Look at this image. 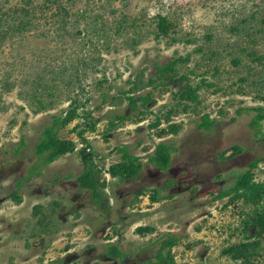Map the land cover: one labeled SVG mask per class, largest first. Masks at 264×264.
<instances>
[{
	"label": "rangeland",
	"instance_id": "obj_1",
	"mask_svg": "<svg viewBox=\"0 0 264 264\" xmlns=\"http://www.w3.org/2000/svg\"><path fill=\"white\" fill-rule=\"evenodd\" d=\"M161 15L170 26L157 36ZM0 31V264H161L168 233L178 239L168 264H244L221 250L247 239L252 204L214 196L264 153V119L251 126L256 110L240 108L264 107V0H0ZM179 56L161 83L156 64ZM181 83L199 84L198 102L177 95ZM128 92L150 100L133 107ZM75 104L78 115L56 130L74 150L22 182L15 201L8 194L40 159L43 128ZM203 113L215 118L209 128L197 125ZM170 121L178 131L159 135ZM160 140L176 146L164 169L148 160ZM122 145L141 163L126 180L108 171ZM81 147L106 181L101 202L76 180ZM252 169L264 180V159ZM109 243L126 256L108 257ZM252 264H264V249Z\"/></svg>",
	"mask_w": 264,
	"mask_h": 264
},
{
	"label": "trees",
	"instance_id": "obj_2",
	"mask_svg": "<svg viewBox=\"0 0 264 264\" xmlns=\"http://www.w3.org/2000/svg\"><path fill=\"white\" fill-rule=\"evenodd\" d=\"M21 21L16 24V28H21ZM170 23L167 21L165 15H161L158 21V31L156 33L157 36L160 34L164 35L167 33ZM3 29V28H2ZM3 31H5L3 29ZM1 33V31H0ZM253 53V52H251ZM187 56L182 57H174L170 60L165 61L163 64L157 63V71L158 75H160V82L164 83V77L172 78L174 74H176L174 66L180 59H186ZM237 58L234 59L236 61ZM172 71L173 73H170ZM185 75H180L179 78H184ZM175 79V78H174ZM204 80V78L202 79ZM153 78L149 79V82H152ZM199 84L194 87L190 86L188 83H181L180 88L177 90V95L181 98L198 102V94L197 87ZM133 86L129 88L130 91L133 90ZM126 97L129 99V103L134 107L136 103L137 97H141L143 99V103L150 100L148 94L141 96H134L128 92ZM258 97L264 99V94H258ZM40 102V98H38ZM187 101H184V108L188 107L189 104ZM42 106V103H40ZM77 104L73 107L69 108L63 116L54 115L53 120L50 124L46 125L43 128V137L36 144V152L38 160L28 168L27 174H21L17 177L13 190L8 194L12 199L17 202L21 201L22 194L19 192V188L22 182L29 180L33 175L40 173V167L53 159H55L60 154H63L67 151H72L75 148V141L73 139H67L59 137L56 134L57 128L64 126L66 123L73 120L77 114L76 112ZM241 109H254L256 112L252 115L249 124L251 126H257L260 124L261 120L264 119V107L263 105H249L240 107ZM173 110L172 107L165 113V118L169 120L170 111ZM240 109L238 108L237 111ZM125 115L122 113L120 117H124ZM233 118V117H232ZM215 118L210 117L209 113H203L201 115V120L197 123L198 126L209 128ZM111 124L113 121L110 120ZM160 122V117L157 116L154 121L150 123V126H156ZM90 127L93 126V123H88ZM76 126V125H75ZM179 124L176 122H168L166 127H161L158 130V134L164 132H172L176 133L178 131ZM84 129L78 131L79 136L83 140L82 132ZM23 140L21 139L20 143L15 146L14 150L18 151L20 145H22ZM176 148L173 146L172 142H167L165 140H160L156 142L153 151L148 155V160L153 162L157 167L164 169L169 166L171 161V153ZM240 148L237 144L233 146V152L231 154H235ZM122 150L121 160L110 163L108 171L111 175L116 176L118 180H126L137 176L141 170V163L138 160V156L134 153L130 152L126 145H122L119 147ZM81 159L83 161V170L76 176V180L80 187H87L90 189L92 198L95 199L96 202H101L103 200L100 188L98 186H104L106 181L98 179L99 169L95 167V164L92 161V156L90 150H86L85 147H81L79 150ZM264 159V153L251 159L248 167L241 173H239L235 181L232 185L222 188L218 190L214 197H222L227 194H231L229 201H233L237 198H242L244 203L252 204V208L247 212L246 217L243 218V226L242 230L244 234L248 237L255 236L251 239L242 240L237 243H234L230 246L222 248V252L228 253L233 259H240L244 264H252L253 260L261 254V249L264 245L261 243V237L264 235V180H255L253 174V167L257 165L260 160ZM173 180V177H170L164 183L169 184ZM144 188H140L136 190V194L141 193ZM172 193H167L169 196ZM162 195L159 194L158 189L154 188L150 194V198L152 200L159 199ZM152 229L150 225H138L136 230L138 232H145ZM177 236L171 233L167 234V237L161 243L157 253V261L161 262V264H168V262L173 261V256L170 254V249L173 244L177 241ZM168 247L167 252L164 253L163 249ZM109 253L115 255L119 253V248L117 244H111L108 246ZM55 264H59L56 262Z\"/></svg>",
	"mask_w": 264,
	"mask_h": 264
},
{
	"label": "flooded vegetation",
	"instance_id": "obj_3",
	"mask_svg": "<svg viewBox=\"0 0 264 264\" xmlns=\"http://www.w3.org/2000/svg\"><path fill=\"white\" fill-rule=\"evenodd\" d=\"M242 226H243V224H242ZM241 230H242V228H241ZM253 237H255V236H250V237H248L247 239H251V238H253ZM247 239H245V240H247ZM111 244H115V243H109V245H111ZM108 245V246H109ZM108 246H107V251H106V255L108 256V257H110V258H115V257H118L120 260L121 259H123V257H125L126 256V253H125V251H123L119 246H118V248H119V253H116L115 255H113V254H111V253H109V248H108ZM264 249V247L261 249V250H263ZM260 250V251H261ZM136 262L134 261V262H129L128 261V259H124V264H135Z\"/></svg>",
	"mask_w": 264,
	"mask_h": 264
}]
</instances>
